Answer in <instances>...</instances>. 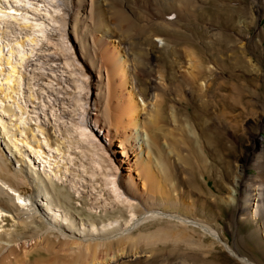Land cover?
Here are the masks:
<instances>
[{"label": "rangeland", "instance_id": "1", "mask_svg": "<svg viewBox=\"0 0 264 264\" xmlns=\"http://www.w3.org/2000/svg\"><path fill=\"white\" fill-rule=\"evenodd\" d=\"M30 1L33 8L39 5L46 10L48 6L47 0ZM83 1L88 21H82L78 8L74 13L79 17L78 35L88 44L84 59L74 42L73 18L64 0H56L59 10L55 26L47 30L39 44L26 40L21 29L10 32L6 40L0 31V119L5 123L4 134L0 132L2 152L18 169L38 172L49 186L47 198L60 203L58 214L67 215L79 229L69 230L56 218V225L69 230V234L85 238L126 227L124 220L130 213L123 205L112 203L109 181H115L122 197L134 205L132 217L137 221L143 211L138 203L145 202L135 199L134 191L127 194L121 187L122 169L113 154L118 142L113 140L114 148L110 146L105 132L95 123L97 111L103 112V103L101 108L95 100L101 78L102 88L105 93L109 88L111 100L105 108L110 122L105 127L116 133L111 109L119 82L114 59L105 50L107 44L119 40L114 45L122 52L126 82L137 94L140 121L149 137L151 156H141L139 165L149 189L157 196L149 198L150 208L211 226L237 254L254 264H264V203L258 200V207L254 205L251 195L255 187L249 180L256 171L242 173L241 186H237L240 164L247 165L254 147L263 151L264 81L256 70L244 77L235 69L219 75L212 68L217 63L221 71L220 58L234 67L239 65L236 58L249 67L264 63V41L258 51L254 48L258 44L256 34L264 31V20L248 29V25L234 19L236 26L225 28L221 9L227 4L224 0H98L107 6L102 15L112 28L104 35L96 26L100 17L97 8L92 4L89 10L90 0ZM252 3H245L246 17L250 16ZM229 4L239 6L242 2L233 0ZM112 10L126 20L113 22L108 14ZM94 27L100 29L96 37L102 41L93 47L90 34ZM18 41L24 45L18 44L24 49L22 63L2 48V42ZM246 45L249 55L244 54ZM213 92L220 106L216 116L209 111ZM117 114L121 116L122 112ZM82 125L89 139L77 134ZM213 142L224 158L215 172L208 169ZM234 190L238 191L237 204L229 201ZM40 195L34 205L52 222L54 209L45 208ZM114 218V225L103 227ZM15 224L9 212L0 210V238ZM22 242L28 247L34 244L33 240ZM123 244L131 249L130 255L111 264H244L223 244L214 245V239L198 227L164 218L148 221ZM43 260L52 263L55 258L34 252L30 264H41Z\"/></svg>", "mask_w": 264, "mask_h": 264}, {"label": "bare ground", "instance_id": "2", "mask_svg": "<svg viewBox=\"0 0 264 264\" xmlns=\"http://www.w3.org/2000/svg\"><path fill=\"white\" fill-rule=\"evenodd\" d=\"M224 1H226L227 4L223 5L222 6L223 8L221 9L224 15L223 25L225 28L231 27L233 29L236 26V23L233 22L234 19H237L238 21L236 22L238 23H241L246 26L248 25L247 26L248 29L256 27L258 23H261L262 20H264V0H253L252 6L251 8H249L250 16L248 17H246L247 16L246 14H248L247 10L244 9L247 0H236L238 2L239 1L242 2V5L239 6H233V5L231 6L229 2L233 0L230 1L224 0ZM47 2H48V6L45 10V8L39 7V5H36L35 8H33L34 3L31 2L30 0H0V31L3 30V34H4L3 38L6 40L7 38L6 36L11 35L10 32L13 33L14 30L21 29V31H24L26 34L25 37L26 40H31L34 43H38L39 41L44 40L45 39L44 36L46 35L47 30L50 29L52 25L55 26L54 17L56 15L57 10H59L56 0H47ZM64 2H65V6L70 12L69 13L70 17L73 18L71 32H73L74 35V42L78 44L79 51L81 54H83V59H84V55H86L87 57L88 44L87 41L82 39L83 36L80 37L78 35L77 30L79 24L78 23L79 17H77L78 14L75 15L77 12L76 13L74 12H75V8H78V11L80 10L82 12L81 18L82 21L84 22L86 20L85 14L87 13V10H85V7H87V4H85L83 0H75L76 4L75 2H73V0H64ZM92 4H94L95 8H97L98 10L97 14H100L99 25L96 26H99V28L104 32V35L110 34L112 32V28H110L111 26H108V24L104 20L103 17L104 15H102V13H104L102 11H105L107 9V6L103 7L104 5H101L98 0H90L89 10L90 9L92 10L91 8L93 7ZM40 11H44V12L41 13ZM218 11H216L217 15L218 13H220ZM113 12L108 13L110 14L111 20L112 21L114 20L113 22L116 21L117 23L119 22L121 23V21L126 20L125 18H123V15H121L120 12L119 13L118 12L113 13ZM247 18L249 19L248 21H246ZM86 21H88V19ZM96 28L94 27V30H92L90 34L93 47L95 46L94 44H97L98 42L102 41L100 40V37H96L97 36L96 32H99L100 30L99 29L97 31ZM83 31L85 32V28H83ZM1 36L2 34L0 33V37ZM219 36H222L224 38L223 34L221 35L219 34ZM256 38H258V44H254V48L258 51V48L262 46V44L260 43H263L264 41V31L260 30L256 34ZM213 41L215 40L213 39ZM112 42H113L112 45L107 44L106 47L107 49L105 50V54L110 55V57L114 59L113 60L114 65L116 66L115 75L119 82L118 83L119 88L116 89V92H114L113 95V97L116 96L114 99L115 101H113L114 107H112L111 109L112 112L111 117H113V120L115 121L116 133L113 134L111 132V129L105 127L106 126L105 123H110L109 116H107L105 108L107 107V104H110L111 100H109L110 99V95H109L110 92H108L109 88L106 89L107 90L106 93L102 88L103 84L101 78L98 79L99 83L97 85V93L95 95L96 97L95 100L97 105L100 106L101 108L103 103V112L101 113L100 111L99 113L97 111V114L95 115V123L98 124L100 126V129H102L105 132V137L109 139L110 146H113V140L118 142V145L115 146V148L117 149L113 151V154L116 156V160L119 163V167L122 169L120 176L122 179L121 187L124 188L127 194L128 191H134V193L137 196L135 199L142 200V202H145L144 204L138 203L140 204L141 209H143V211L139 214L140 217L138 218L137 221L135 222L133 221L132 216L133 213H135L134 205H132L122 197L116 185L114 184L115 181L114 182L109 181V183L111 184L109 191L110 194H112V196L110 197L112 199V203L116 205H123L124 207L127 208L128 213H130L129 214L130 216H128L127 219L124 220L126 227L122 226L119 229H115L111 231L108 230L103 231L102 229L101 231L106 232L103 235L101 236L94 235L85 238H80L75 234H69L70 228H73L75 231H79V229L76 228L74 222L71 221V219L68 218L67 215H63L62 213L58 214L57 208L58 209L61 208L59 205L60 203L56 202L53 198H47L49 197L47 196L49 195L48 194L49 193L48 191L50 190L48 188L49 186L48 187L46 186L44 180L39 176L38 172L31 171L33 174L32 176L31 172L27 173L25 170L18 169L16 166L12 164L9 157H7L6 154H4V152H2V150L0 149V210L6 211L7 213L9 212L16 220V224L13 226V230L6 232L2 236L4 237L3 239L0 238V264H30L31 255L34 252L38 254L41 253L47 257L53 256L55 258L54 262L52 263H48L45 260H43L42 263L40 262L41 264H105V262L106 264H111L112 262L120 258L128 257L130 255L129 250L131 249L128 248V246H126L127 243L125 245L123 243L133 239L134 230L141 228V226H143L150 220L152 221L161 218L174 220L185 225L190 224L196 226L201 231H203L204 234H207L212 239H214V245L215 243L223 244L226 250L231 255L236 257L244 264H254L248 261L247 259H245L244 257H242L241 255L237 254L233 249L229 247L228 244L224 243L220 237V234L211 226L192 221L182 216L167 214L165 212L150 208L149 198L154 199L157 198V196L156 194H153L152 191L149 189L148 187L149 184L146 181L147 179L143 175L144 173L142 174L139 165L142 159L141 156L145 155L148 158L151 156V152L149 148V137L147 134L145 135V132L143 131V125L141 124L140 121V117H139L140 107L138 108L139 105H138V101L136 100L137 94L133 93L132 90L129 89L126 82V76H125L126 70L124 66L125 61L123 60L122 52L119 49L117 50V48H115L117 47L116 44L114 45L115 42H118L119 44L120 41L115 39ZM22 43L23 42H19V41L16 43L9 42L8 44L6 42L5 43L2 42V48L8 51L7 55H9L10 57L15 56L16 60L21 61L20 63H22L23 61L22 56H24V54L22 55V50L24 49L18 48V44L22 45ZM247 46L248 45H246L244 49L245 55H249V51H250L248 50ZM236 56L237 55H235V57ZM212 58L213 57H211V59ZM217 58L219 57L217 56ZM220 60L223 61L221 71L218 69L217 63H215L217 66L214 65L212 67V68L215 67V69L218 70L219 75L220 74L226 75L228 71L235 69L238 70L237 74L247 77L249 76V74H252V72L256 70L264 81V63L256 62V65L252 66L253 67L252 68L246 65L245 61L236 58L237 63H239V65H236L234 67L231 66V64L229 65L223 59L220 58ZM90 64L92 65L93 62L90 61ZM211 70L212 69L209 70V73H211L210 72ZM18 81L16 82L17 84ZM106 84L105 87H107ZM13 89L14 88H12V90ZM13 91L15 92V90ZM211 95L213 96L211 97L210 100L211 102L209 104L210 105L209 111L211 115L216 116L217 111L220 108L218 104L219 101H217L214 92ZM221 99L224 102L225 99L223 98V95ZM119 110L122 112L121 116L117 114V111ZM11 111L13 112V110ZM262 123L263 122L260 123L261 128H262ZM4 129H5V123L2 119H0L1 134H4ZM77 134L84 138L88 137L89 139V134L84 125H82L80 129L77 130ZM212 138L214 139V137ZM262 149L263 151L257 147H254L252 149L250 155L247 158V165L240 164L239 166L240 179L237 180L238 181L237 186L240 187L241 184H239V181L240 182L242 181L241 179L242 173H244L248 169H252L256 171L254 176L253 177L251 176L252 178L249 179L250 182L255 187L254 189H252L253 191H255V193L251 195L253 196L252 200L256 201V203H254L255 206L258 205L257 203L258 200H261V202L264 203V147H262ZM210 153H211L210 160L212 159L213 161L212 160L210 161L211 164L208 169H210V171L212 172H215L217 168L216 166L217 163L221 160H224V158L222 159L223 154L221 152L218 154V149L216 148L214 142L210 147ZM134 175H136V177ZM30 177L31 178L33 177L32 178L33 182L32 179H30ZM246 190L247 188H245V191ZM10 191L15 193L16 196L11 195ZM40 193L41 195H43L44 197L43 200L46 202V204L44 205L45 208L49 209L48 207L52 206L54 209L52 210L53 211L52 222L48 221L40 213V209L36 205H34L35 203L34 199H36V197L39 198L38 195ZM233 193L234 194H232L229 201L233 204H237L238 199L236 196L238 191L234 190ZM57 199L58 198H56V200ZM15 201L20 202L19 204H21L20 206L22 207L15 204ZM246 201H248V199ZM244 203L246 204V202ZM241 214L245 215V213L243 212ZM256 214H257V210L254 209L252 211V217L254 218L257 217ZM56 218H60L62 222H65L68 225L67 228L69 230L66 231L63 227L61 228L57 226L56 223L54 222L57 221ZM107 221H109V223L103 227L112 226V224L116 222V218L112 219V221L110 220ZM131 222L134 223L130 225ZM92 226L95 227V224H92ZM22 240H33L34 244L28 247L25 245L24 242H22Z\"/></svg>", "mask_w": 264, "mask_h": 264}]
</instances>
